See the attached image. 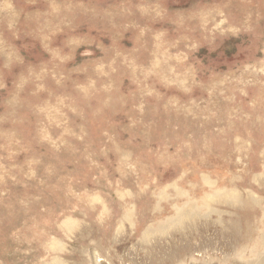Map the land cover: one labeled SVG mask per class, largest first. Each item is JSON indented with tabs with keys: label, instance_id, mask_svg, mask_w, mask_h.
<instances>
[{
	"label": "rangeland",
	"instance_id": "rangeland-1",
	"mask_svg": "<svg viewBox=\"0 0 264 264\" xmlns=\"http://www.w3.org/2000/svg\"><path fill=\"white\" fill-rule=\"evenodd\" d=\"M0 264H264V0H0Z\"/></svg>",
	"mask_w": 264,
	"mask_h": 264
}]
</instances>
